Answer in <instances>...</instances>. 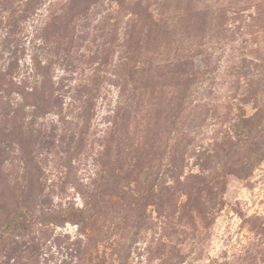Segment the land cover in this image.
<instances>
[{"label":"rangeland","instance_id":"obj_1","mask_svg":"<svg viewBox=\"0 0 264 264\" xmlns=\"http://www.w3.org/2000/svg\"><path fill=\"white\" fill-rule=\"evenodd\" d=\"M0 264H264V0H0Z\"/></svg>","mask_w":264,"mask_h":264}]
</instances>
